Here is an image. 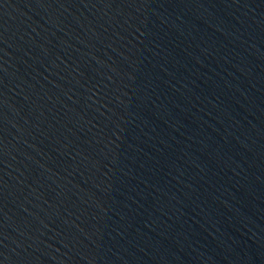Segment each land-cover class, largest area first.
<instances>
[{
  "label": "water",
  "instance_id": "water-1",
  "mask_svg": "<svg viewBox=\"0 0 264 264\" xmlns=\"http://www.w3.org/2000/svg\"><path fill=\"white\" fill-rule=\"evenodd\" d=\"M0 264H264V0H0Z\"/></svg>",
  "mask_w": 264,
  "mask_h": 264
}]
</instances>
